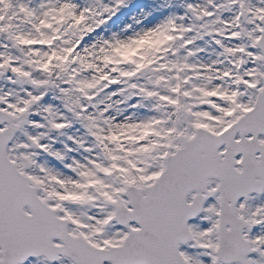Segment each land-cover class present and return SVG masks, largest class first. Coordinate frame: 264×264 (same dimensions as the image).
<instances>
[{
  "label": "snow or ice",
  "instance_id": "obj_1",
  "mask_svg": "<svg viewBox=\"0 0 264 264\" xmlns=\"http://www.w3.org/2000/svg\"><path fill=\"white\" fill-rule=\"evenodd\" d=\"M133 3L0 0V264H264V0Z\"/></svg>",
  "mask_w": 264,
  "mask_h": 264
},
{
  "label": "rangeland",
  "instance_id": "obj_2",
  "mask_svg": "<svg viewBox=\"0 0 264 264\" xmlns=\"http://www.w3.org/2000/svg\"><path fill=\"white\" fill-rule=\"evenodd\" d=\"M161 3H165V0H134L133 6L131 7L130 11L125 13V17L135 15L139 19L141 18V8H143L145 12L154 11ZM127 22L133 23V21L130 19L127 20Z\"/></svg>",
  "mask_w": 264,
  "mask_h": 264
}]
</instances>
